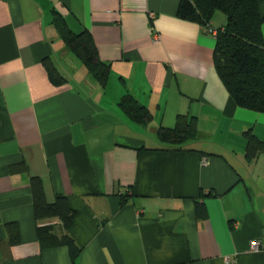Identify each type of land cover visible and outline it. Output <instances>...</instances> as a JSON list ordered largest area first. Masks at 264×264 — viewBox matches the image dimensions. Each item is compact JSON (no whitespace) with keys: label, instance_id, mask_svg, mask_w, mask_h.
I'll use <instances>...</instances> for the list:
<instances>
[{"label":"crops","instance_id":"1","mask_svg":"<svg viewBox=\"0 0 264 264\" xmlns=\"http://www.w3.org/2000/svg\"><path fill=\"white\" fill-rule=\"evenodd\" d=\"M65 30L91 37L103 83ZM214 45L178 0H0V264H264V150L247 147L264 142V112L235 104ZM126 93L150 121L123 111ZM178 114L196 118V150H155ZM32 177L47 202L66 198L74 259L40 245L39 224L64 230L35 219Z\"/></svg>","mask_w":264,"mask_h":264},{"label":"trees","instance_id":"2","mask_svg":"<svg viewBox=\"0 0 264 264\" xmlns=\"http://www.w3.org/2000/svg\"><path fill=\"white\" fill-rule=\"evenodd\" d=\"M260 3H264V0H178V15L183 19L195 20L203 27L209 24L215 11H221L225 15L224 26L215 29L214 66L236 105L264 112V39L261 33L264 13L259 12ZM63 35L83 64L103 83L109 66L97 58L91 37L83 33L75 35L68 30H65ZM119 104L123 111L137 122H147L152 118L147 108L140 105L129 93L121 97ZM157 136L158 144L155 150L195 151L196 118L178 114L174 126L158 127ZM247 147L249 150H264V142L250 134ZM30 186L35 219L40 223L46 218L59 217L61 228L64 230L58 236L51 232L52 225L39 224L37 235L40 245H65L74 259L79 248L67 233L72 212L66 198L57 196L55 201L47 202L41 180L37 177L31 178ZM121 197L124 200L127 195ZM195 211L198 217L206 216L203 202L196 203ZM7 229L10 243H18L17 225L10 223Z\"/></svg>","mask_w":264,"mask_h":264},{"label":"built area","instance_id":"3","mask_svg":"<svg viewBox=\"0 0 264 264\" xmlns=\"http://www.w3.org/2000/svg\"><path fill=\"white\" fill-rule=\"evenodd\" d=\"M150 15L153 17V14L150 13ZM204 29H205L206 32L210 33L212 36H215L216 31L209 24L206 27H204ZM154 38L157 39V36H155ZM259 246H260V241L259 240H255L251 244L252 250H257L259 248Z\"/></svg>","mask_w":264,"mask_h":264},{"label":"rangeland","instance_id":"4","mask_svg":"<svg viewBox=\"0 0 264 264\" xmlns=\"http://www.w3.org/2000/svg\"><path fill=\"white\" fill-rule=\"evenodd\" d=\"M221 14V13H220Z\"/></svg>","mask_w":264,"mask_h":264}]
</instances>
